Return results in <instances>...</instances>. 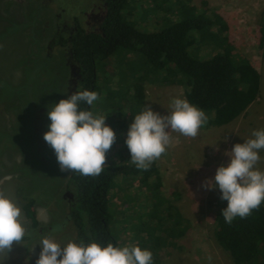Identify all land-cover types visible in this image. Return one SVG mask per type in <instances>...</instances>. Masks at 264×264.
Wrapping results in <instances>:
<instances>
[{
	"label": "rangeland",
	"instance_id": "obj_1",
	"mask_svg": "<svg viewBox=\"0 0 264 264\" xmlns=\"http://www.w3.org/2000/svg\"><path fill=\"white\" fill-rule=\"evenodd\" d=\"M136 3L139 11L129 15L128 20L136 22L142 30L155 29L154 16L145 7L147 0H136ZM193 4L215 11L228 23L230 43L260 73V94L230 123L211 125V118L205 114L206 123L195 137L171 132L165 152L154 160L159 179L153 177L150 182L140 184L138 177L118 176L109 191V212L120 245L137 244L149 249L153 264H235L214 239L215 216L224 201L219 199L218 190H207L201 185L212 179L218 166L226 165L225 153L233 144L243 143L252 130L264 128V47L259 32L264 22V0H193ZM155 12L162 19V9ZM104 15V0H0V80L18 84L23 73L22 61L33 58V53L39 52L51 59L38 57L40 64L33 68L27 83L9 86L6 81H0V193L19 205L21 222L26 233L32 234L27 246L25 242H13L5 264H25L26 258L28 264H35L40 236L51 237L62 246L69 240L76 242V233L66 217L72 197L67 188L69 173L60 171L53 150L42 138L50 122L46 108L59 101V91L56 94L54 91L69 84L65 75L68 51L54 46L53 42L58 35L68 37L76 18L86 30L97 31ZM142 61L127 53L109 62H98L96 66L99 94L91 105L92 113L104 116L105 124L115 134L113 144L105 153L104 167L132 163L124 136L132 117L144 106L166 115L172 98L180 97L189 102L184 88L165 83L162 72L144 73ZM42 66L43 72L39 69ZM53 66L60 68L62 75H52ZM41 74H45L46 81H40ZM140 79L143 94L137 100L134 89ZM39 87L44 91L51 88L46 98L36 95L37 91L40 93ZM25 95L33 105L36 102L45 111L44 117L37 120L38 126L33 127L34 116L30 112L22 113L25 112L22 110ZM128 100L133 102L129 104ZM17 104L21 105L18 110L21 119L14 113L17 109L8 110ZM108 113L114 117L108 119ZM37 151L44 156H38ZM259 156L256 167L264 171V150ZM38 157L44 158L45 164ZM162 186L164 193H178L177 198H172V204L189 223L184 235L174 242H167L158 223L162 204L153 196L162 199ZM25 193L39 198L35 206L37 216L40 225L48 227L49 231H34L25 217L21 208V195ZM152 213H157L155 220L150 218Z\"/></svg>",
	"mask_w": 264,
	"mask_h": 264
},
{
	"label": "trees",
	"instance_id": "obj_2",
	"mask_svg": "<svg viewBox=\"0 0 264 264\" xmlns=\"http://www.w3.org/2000/svg\"><path fill=\"white\" fill-rule=\"evenodd\" d=\"M104 1L105 15L97 31L86 30L76 18L73 31L68 37L58 35L53 42L54 46L59 45L68 51L65 75L69 84L54 91V94L59 91V100L85 89L95 91L98 95V62H109L117 55L127 53L143 59L144 73L153 75L162 72V80L165 83L181 85L190 104L209 115V124L214 126L233 121L260 94L259 71L230 43L229 25L215 11L200 8L193 4V0H147L148 5L145 7L153 14L156 28L142 30L136 22L128 20L129 15L139 11L136 0ZM160 8L162 19L160 14L155 12ZM259 32L261 46L264 47V22ZM222 47L227 49L223 50ZM33 54V58L28 57L22 61L23 73L18 84L7 80L0 81H6L9 86L27 83L33 68L40 64V58L50 59L39 52ZM39 69L41 72L45 71L43 66ZM50 72L52 75H62V70L56 66L51 67ZM46 78L45 74H41L40 81H46ZM141 82L140 79L134 89V99L137 100L143 94ZM31 89L32 87L27 91ZM48 91L39 87L40 93L37 91L36 95L46 98ZM25 99V103H22V110L25 112L22 113L24 115L30 112L32 117L34 116L33 127L38 126L37 120L44 117L45 111L38 103L34 102L33 105L28 95H25ZM128 101L129 104L133 102ZM20 106L17 104L8 109H17L14 113L18 119L23 118L18 112ZM80 107L92 112L89 105L82 103ZM113 117V114H107L108 119ZM37 152L38 156H44V153ZM38 158L45 164L44 158ZM68 173L67 188L72 197L66 217L74 228L76 242H96L100 245L112 243L114 246L120 245L114 234L109 212V191L114 179L118 176H134L138 177L140 184L150 182L153 177L159 179L154 161L146 170L137 169L133 163L124 162L103 167L101 173L96 176L81 175L72 170H68ZM163 191L162 186V199L153 196L162 204V216L159 222L158 219L156 221L161 226L162 235L167 242H174L184 235L189 223L172 204V198H177L178 193ZM21 196V208L34 231H49L48 227L40 225L37 216L35 206L39 198L33 193ZM225 206L226 201L219 206L214 220V239L217 246L225 251L235 264H264V202L247 217H237L230 224H226L220 216V211ZM150 218L155 220L157 213H152ZM31 239L32 234L26 233L21 242H25L27 246Z\"/></svg>",
	"mask_w": 264,
	"mask_h": 264
},
{
	"label": "clouds",
	"instance_id": "obj_3",
	"mask_svg": "<svg viewBox=\"0 0 264 264\" xmlns=\"http://www.w3.org/2000/svg\"><path fill=\"white\" fill-rule=\"evenodd\" d=\"M96 99L95 91L85 89L46 108L50 122L42 138L53 150L62 172L72 170L96 176L105 166V153L115 140L114 131L105 124L104 116L80 107L82 103L91 106ZM204 123V111L184 98H172L166 115L144 106L132 117L124 136L129 160L137 169L146 170L165 152L171 132L195 137ZM261 150L264 128L252 130L243 143L233 144L225 153L226 165L218 166L212 179L201 185L207 190H218L219 199L226 201L220 211L226 224L237 217H247L264 202V171L256 167ZM20 211L13 198L0 193V264H5L13 242L21 244L26 235ZM37 243L40 251L35 264H153L152 252L137 244L114 246L69 240L62 246L47 236H40Z\"/></svg>",
	"mask_w": 264,
	"mask_h": 264
}]
</instances>
